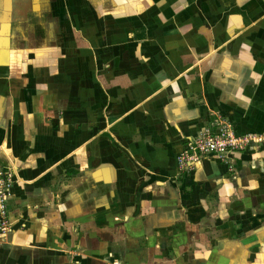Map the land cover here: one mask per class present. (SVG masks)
<instances>
[{
    "label": "crops",
    "instance_id": "crops-1",
    "mask_svg": "<svg viewBox=\"0 0 264 264\" xmlns=\"http://www.w3.org/2000/svg\"><path fill=\"white\" fill-rule=\"evenodd\" d=\"M264 0H0V264H264Z\"/></svg>",
    "mask_w": 264,
    "mask_h": 264
},
{
    "label": "built area",
    "instance_id": "built-area-1",
    "mask_svg": "<svg viewBox=\"0 0 264 264\" xmlns=\"http://www.w3.org/2000/svg\"><path fill=\"white\" fill-rule=\"evenodd\" d=\"M260 145H264V134H237L232 124L216 117L211 119L204 132L180 153L178 161L182 169L207 156L229 161L232 154L250 152ZM14 175L12 169L0 165V238L13 230L8 204Z\"/></svg>",
    "mask_w": 264,
    "mask_h": 264
}]
</instances>
